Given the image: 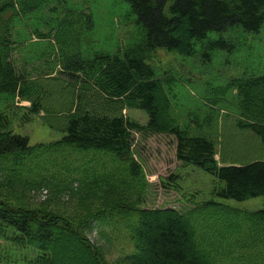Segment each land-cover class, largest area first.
<instances>
[{"label": "trees", "instance_id": "obj_1", "mask_svg": "<svg viewBox=\"0 0 264 264\" xmlns=\"http://www.w3.org/2000/svg\"><path fill=\"white\" fill-rule=\"evenodd\" d=\"M263 26L264 0H0V264H264V208L223 203L264 196V159L218 166L214 143L223 113L264 144V72L223 79L239 37ZM160 50L211 78L160 77ZM56 76L104 110L66 103L63 137L32 145L11 129L13 109L29 102L31 122ZM153 136L216 178L212 200L146 206L136 146Z\"/></svg>", "mask_w": 264, "mask_h": 264}, {"label": "rangeland", "instance_id": "obj_2", "mask_svg": "<svg viewBox=\"0 0 264 264\" xmlns=\"http://www.w3.org/2000/svg\"><path fill=\"white\" fill-rule=\"evenodd\" d=\"M119 36H125L127 29L118 21ZM242 45L233 55L232 69L225 71L224 80L244 75H261L264 72V26L259 33L239 37ZM160 70V77L172 75L184 83L194 80V84L203 85L204 81L211 78L207 71L202 69L198 61L188 60L177 53L160 50L154 61ZM49 83L50 92L43 102V111L32 116V121L24 119L30 110L31 104L20 100L18 105L21 110L13 109L16 113L12 120L11 129L14 133L29 138L32 145L48 143L59 140L63 133L58 128L66 119V103L74 102L72 113L86 110L98 113L104 110L101 104L104 98L97 95L91 100H86L84 91L79 87H72L64 77L56 76ZM46 94V93H45ZM102 100V101H101ZM85 101H89L84 105ZM123 115L141 124H146V114L137 108L125 106ZM219 118V135L214 138L215 159L218 166L245 164L254 160L264 159V144L250 131H239L235 115ZM176 143L174 138L168 136H153L140 139L136 146L137 158L145 168L151 187L146 199L148 208H174L186 209L195 203L208 202L213 199V190L216 178L195 167H184L176 156ZM223 203L256 211L264 208V196L248 201L238 202L224 200ZM96 241V234L90 235ZM8 246V242L3 243ZM23 248V247H22ZM22 252H26L20 250Z\"/></svg>", "mask_w": 264, "mask_h": 264}]
</instances>
